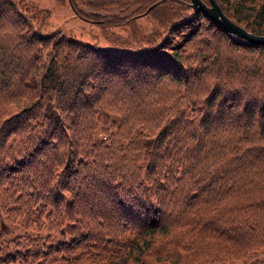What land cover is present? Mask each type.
Here are the masks:
<instances>
[{"label":"trees","instance_id":"16d2710c","mask_svg":"<svg viewBox=\"0 0 264 264\" xmlns=\"http://www.w3.org/2000/svg\"><path fill=\"white\" fill-rule=\"evenodd\" d=\"M57 1L101 27L149 16L162 31L110 32L103 48L0 0V202L39 203L49 230L0 264H221L264 249V45L190 0ZM216 2L264 35V0Z\"/></svg>","mask_w":264,"mask_h":264},{"label":"rangeland","instance_id":"374dc122","mask_svg":"<svg viewBox=\"0 0 264 264\" xmlns=\"http://www.w3.org/2000/svg\"><path fill=\"white\" fill-rule=\"evenodd\" d=\"M38 9L48 11L47 17L44 18V23L41 27L42 33H49L54 30H62L67 35H71L74 39L88 43L95 44L99 47L110 48L109 34H117L121 39H131L132 35H148L153 32H160L157 23L149 16L136 19L134 28L128 25L125 28L110 27L105 28L98 25V23L88 22L75 15L69 4L65 1L63 3L57 0H29ZM81 6V5H80ZM82 10L89 11L91 9L81 6ZM100 14H106L100 12ZM112 12H114L112 10ZM112 14V13H111ZM139 31L132 33L131 31ZM164 33L161 32L162 36ZM205 36V34H203ZM113 43V40H112ZM212 76H205V80L211 79ZM198 79H196L197 83ZM255 128H251L250 132ZM48 209L38 215L39 203L32 205L30 208H17L16 204H4L0 202V256L4 255V250H13L18 242L25 243L27 238H39L47 234L46 213ZM33 215L36 220L34 225L30 224L25 227L20 225V219L25 215ZM38 215V216H37ZM39 217V222L37 221ZM35 226V227H34ZM6 248V249H5ZM264 262V249H258L252 253H247L245 256L236 258L235 255L228 256L221 264H262Z\"/></svg>","mask_w":264,"mask_h":264},{"label":"water","instance_id":"95a60500","mask_svg":"<svg viewBox=\"0 0 264 264\" xmlns=\"http://www.w3.org/2000/svg\"><path fill=\"white\" fill-rule=\"evenodd\" d=\"M189 5L193 11L203 12L229 35L250 44L264 45V35L252 34L233 22L222 11L216 0H208V4L203 0H190ZM262 264H264V262Z\"/></svg>","mask_w":264,"mask_h":264}]
</instances>
